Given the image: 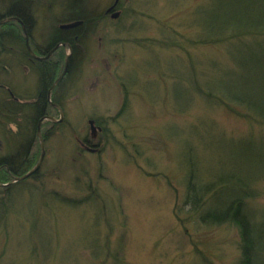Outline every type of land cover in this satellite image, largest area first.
I'll list each match as a JSON object with an SVG mask.
<instances>
[{"label": "trees", "instance_id": "1", "mask_svg": "<svg viewBox=\"0 0 264 264\" xmlns=\"http://www.w3.org/2000/svg\"><path fill=\"white\" fill-rule=\"evenodd\" d=\"M123 2L120 0L114 8L116 10L110 12L112 17L114 13L119 14L114 19L106 12L113 3L103 6V10L93 0H0V50L5 51V57L15 61L16 67L26 68L35 78L34 90L29 93L23 89L20 91L21 88L13 83L0 81V85L7 86V94L0 90V120L7 124V129L0 133V140H4L7 146V152L0 156V235L5 236L0 264H20L5 258L11 217L15 221L30 222L33 228L30 236H34L41 221V224L49 222L46 211L62 206L74 209L85 207L92 214L93 233L100 223L106 226L107 233L101 244L97 241L91 245L84 244L91 256L95 255L94 251L96 255L101 251L98 255H105L104 260L112 258L111 264L121 262L122 241L114 253L109 250L113 228L111 210L108 211L110 203L106 196L104 198L100 194L97 184L87 179L88 170L78 167L84 186L80 185L79 177L75 184L80 185L77 191L82 190L84 195L71 199L47 189L43 171L45 154L38 169L31 172L42 154L40 139L47 148L55 132L64 131V117L55 123L46 118L60 119L59 109H64L61 100L64 93L59 91L87 61L91 41L101 23L109 19L112 34L118 37L123 33L122 22L128 18ZM42 25L48 28L41 36L37 31L39 26L42 31ZM134 25L135 22L132 23ZM179 28L185 34L170 28L169 35L152 39L147 46L140 42L155 57L160 50L177 52L180 57L185 55L184 66L179 73L172 71L174 65L166 59L156 60L153 66L150 63L145 68L151 69V75H156L157 79L171 80L170 91L167 90L172 101L170 111L175 115H188L200 100L208 109L223 107L234 117L246 118L264 127V0H201L189 18L179 24ZM129 31L130 28H127L126 33ZM113 41L119 43L121 40L115 38ZM57 43L65 44L48 57V51L44 52L39 47L43 44L55 46ZM200 47L221 48L228 63H219L217 59L199 62L191 57L188 50ZM68 53L67 70L63 74ZM163 66H166L164 71L161 70ZM4 69L7 71L6 66ZM131 86L134 83L129 79L121 83L123 102L119 116L128 108ZM147 100L155 104L160 98ZM108 121L114 123V118L89 117L86 132L73 136L77 147L73 154L77 161H82L80 159H84V155H98L105 146L104 140L114 137ZM183 129L190 143L186 142L181 154L182 166L176 170L179 174L177 182L184 188V197L182 205L174 206V217L183 226L184 221L192 219L207 226L229 224L235 227L240 236V256L236 264H264V210L255 211L249 206L261 195L256 186L264 180V140H242L239 144L230 141L224 145L217 138L214 123L208 126L204 120ZM157 136L163 145L170 144L173 149H178L176 144L181 140L178 134L169 133V139L162 132ZM198 149L200 152L201 149L203 152L217 151L215 167L201 164ZM173 157L174 153L172 161ZM144 173L148 177L158 175ZM165 179L177 193L170 178L165 176ZM31 203H35V208L26 214L23 209ZM49 203L52 205L49 206ZM185 207L188 211L182 209ZM93 240L100 239L95 236ZM27 246L26 257L30 247L31 260L33 256L38 262L44 260L45 254L40 253L35 240Z\"/></svg>", "mask_w": 264, "mask_h": 264}, {"label": "rangeland", "instance_id": "2", "mask_svg": "<svg viewBox=\"0 0 264 264\" xmlns=\"http://www.w3.org/2000/svg\"><path fill=\"white\" fill-rule=\"evenodd\" d=\"M123 1V8L128 14L127 20L122 22L123 33L118 37L113 35L109 19L101 23L96 37L91 41L87 61L80 72L59 91L64 93L61 100L64 104L62 112L65 128L64 131L57 130L47 148H44L46 187L57 191L65 199L81 198L84 193L82 190L77 191V188L84 184L82 176L78 175V167L88 170L90 179H87L97 184L100 194L104 198L106 196L110 203L108 211L111 210L113 228L109 250L114 253L121 241L124 249L118 264H236L240 256V236L235 227L229 224L207 226L192 219L184 221L183 226L174 217V206L182 205L184 197V188L177 182L179 174L176 170L182 166L181 154L186 142L190 143L183 128L188 129L200 120H204L208 126L214 123L217 138L227 145L230 141L264 140V127L246 118L234 117L223 107L208 109L200 100L190 114L175 115L170 111L172 101L167 91H170L171 80L157 79L156 75H151V69H145L150 63L153 66L156 60L166 59L173 63L172 71L179 73V69L184 66V54L180 57L177 52L160 50L155 57L140 42L147 46L152 39L169 35L172 31L170 28L184 33L180 31L179 24L189 18L201 0ZM93 2L105 7L111 5L113 0ZM43 26L46 27L42 25V31L40 26L37 31L41 36L47 31ZM127 28H130L129 33H126ZM115 38L121 41L114 43ZM137 40H140L139 43ZM188 51L199 62L217 59L219 63H228L225 52L219 47H200ZM4 55L5 51L0 50V81L17 85L20 91L32 92L35 87L33 74L20 66L16 67L15 61ZM165 68L163 66L161 70ZM127 79L134 86L129 87L128 108L119 116L123 102L121 83H126ZM171 90L174 91V87ZM155 97L160 98L155 104L147 100ZM89 117L114 118V123L108 121L114 137H109V141L104 140L105 146L98 155H84V159H80L82 161H77L73 154L77 148L73 136L86 132ZM5 129L7 124L0 120V133ZM10 129L15 131L14 127ZM161 132L166 139H169L168 134L171 132L178 134L181 139L176 144L178 149L158 141L157 135ZM3 141L0 140V156L7 152ZM201 152L198 149L201 164L215 167L214 156L218 157L217 151L203 152L201 149ZM144 172L158 175L148 177ZM165 176L170 178L177 193L170 188ZM78 177L81 181L79 186L75 184ZM256 187L261 195L251 201L249 206L255 211L264 210V180ZM34 205L27 204L23 211L29 214L30 209L35 208ZM52 209L45 213L49 222L41 224V221L36 227L37 232H33L34 236H30L33 231L30 222L10 218V227L7 228L10 235L5 254L7 260L20 264L113 262L112 258L104 260L105 255L102 256V253L98 255L101 251L97 255L94 251L95 255L91 256L89 249L84 246L91 245L93 241L101 244L107 233L103 223L93 233L92 214L85 207L74 209L62 206ZM182 209L188 211L187 207ZM95 236L100 240H93ZM31 237H35L33 240L39 246L40 253L45 254L42 262L36 261L34 256L32 260L29 258L30 247L26 257V247L33 241ZM4 240L5 236L0 235V251Z\"/></svg>", "mask_w": 264, "mask_h": 264}, {"label": "water", "instance_id": "3", "mask_svg": "<svg viewBox=\"0 0 264 264\" xmlns=\"http://www.w3.org/2000/svg\"><path fill=\"white\" fill-rule=\"evenodd\" d=\"M117 3H118V1H117L116 3H114V4H113V5H112V6H111L106 12H107V13H110V12H111V11L117 6ZM118 16H119L118 13H114V14H113V18H114V19L118 18ZM65 64H66V66H65V70H64L63 74L66 73V70H67L68 58H67ZM63 74H62V75H63ZM59 79H61V78H59ZM59 79H58L57 81H59ZM59 111H60V120H59L58 122L62 121L61 119L63 118V112H62V110L59 109ZM48 119L51 120V121H53V122H56V121H55L54 119H52V118H48ZM91 124H92V123L90 122V125H91ZM38 128H39V126H38ZM38 134H39V130H38ZM40 144H41V148H42V154H41V157H40L39 162L37 163L36 167L33 169V171H32L31 173H33L35 170L38 169V167L40 166V164H41V162H42V160H43V158H44L45 150H44L43 142L41 141V139H40ZM23 178H24V177H23ZM23 178H22V179H23ZM18 180H20V179H18Z\"/></svg>", "mask_w": 264, "mask_h": 264}, {"label": "flooded vegetation", "instance_id": "4", "mask_svg": "<svg viewBox=\"0 0 264 264\" xmlns=\"http://www.w3.org/2000/svg\"><path fill=\"white\" fill-rule=\"evenodd\" d=\"M107 10V9H106ZM116 9H114L113 11H115ZM109 15V14H108ZM108 17H112V13H110V15ZM65 43H57L55 46H52L50 44H43V46H39L40 49H42V51L46 52L48 51V55L46 57H48L51 53H53L56 49L60 48V47H64ZM67 45V44H66ZM67 47V46H66ZM26 70V68H25ZM0 90H2L4 92V94L6 93L7 94V86L3 87V85H0ZM9 91V90H8ZM10 93V92H9ZM12 95V94H11ZM10 95V96H11Z\"/></svg>", "mask_w": 264, "mask_h": 264}, {"label": "bare ground", "instance_id": "5", "mask_svg": "<svg viewBox=\"0 0 264 264\" xmlns=\"http://www.w3.org/2000/svg\"><path fill=\"white\" fill-rule=\"evenodd\" d=\"M117 1H118L117 4H119L120 0H113V4L116 3ZM113 4H112V5H113ZM43 28H44V29H45V28L47 29L48 26H46V27L43 26ZM69 54H70V53H68V54L66 55V59L68 58V55H69Z\"/></svg>", "mask_w": 264, "mask_h": 264}]
</instances>
